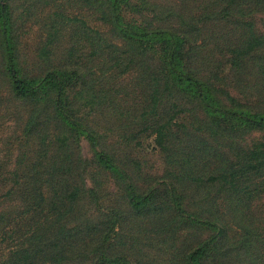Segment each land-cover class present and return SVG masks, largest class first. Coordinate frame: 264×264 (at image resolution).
<instances>
[{"label": "trees", "instance_id": "trees-1", "mask_svg": "<svg viewBox=\"0 0 264 264\" xmlns=\"http://www.w3.org/2000/svg\"><path fill=\"white\" fill-rule=\"evenodd\" d=\"M71 1L104 28L52 13L48 65L34 73L22 61L20 4L0 0V80L35 146L15 170L22 216L0 264H156L164 242L167 264H263L249 199L264 189V0ZM64 35L74 41L50 56L47 41ZM80 41L90 49L76 55ZM126 72L139 108L125 97L136 92L109 83ZM149 135L160 175L129 153Z\"/></svg>", "mask_w": 264, "mask_h": 264}, {"label": "rangeland", "instance_id": "rangeland-1", "mask_svg": "<svg viewBox=\"0 0 264 264\" xmlns=\"http://www.w3.org/2000/svg\"><path fill=\"white\" fill-rule=\"evenodd\" d=\"M19 3L18 12L21 17L18 19V30L19 46L22 54V61L29 68L30 71L42 72L45 70L48 64L44 63L45 59H49L40 51L45 41L50 39V34L54 30L49 24L52 19V13L57 12V19L63 17L77 16L85 19L86 24L104 28V24L101 21L95 19L94 14L81 6H72L71 0H15ZM78 5L77 3H73ZM256 27L260 30H264V15L261 13L255 14ZM68 31V29H66ZM71 31V29H70ZM74 41V38H67L63 36L60 40H55L51 44L47 41L46 48H52L54 54L50 56L56 57L58 51L65 45H70ZM81 42V41H80ZM79 42V43H80ZM76 43L77 49L75 54L82 53L90 49L88 41H82L80 44ZM115 85V93H119L121 90L128 92H136V94H126L125 97L129 99L130 107L139 108L142 103L141 90L136 87V83L133 80V74L126 72L115 76L109 81ZM243 103L248 100H256L257 96L255 92L241 93L231 90ZM122 94V92H120ZM124 93V92H123ZM134 97V99L132 98ZM7 98V92L5 89L4 80H0V251L1 246L4 247V252L12 250L14 246L12 243L19 233L14 230L15 224L11 219H19L22 213L17 215V203L20 201L19 194L15 189L19 187V182L22 178L17 181L15 179V170L19 168L20 164L23 163L24 159L32 160L35 146L32 143L31 137L28 138L29 134H25L23 130V120L21 119L22 105L20 103H13ZM16 117L15 118L14 114ZM116 137L118 132L115 133ZM33 135V134H31ZM259 133H253L252 136H258ZM35 143V142H34ZM47 143H43V152L45 153ZM85 151H87L86 143L84 142ZM130 155L133 158L132 163L139 167L142 173L147 175H160L165 171L166 165L164 157L159 151L157 145L153 140V135L143 137L139 142L130 149ZM8 183V184H7ZM13 192L7 193V187ZM30 194L35 193V188L24 183ZM252 205V215L255 218L252 226L259 227L262 240L258 242L260 251L264 257V189L261 190L259 195H255L253 199H249ZM207 230L203 232L205 235ZM150 243L149 245H153ZM164 250H160L157 246L152 248L151 255L156 257V264H167L168 252L171 249V245L167 242L163 243ZM149 250V247H147ZM264 259V258H263ZM178 264V262H176ZM264 264V263H263Z\"/></svg>", "mask_w": 264, "mask_h": 264}]
</instances>
